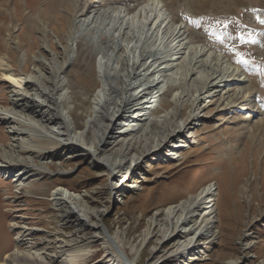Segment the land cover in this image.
I'll list each match as a JSON object with an SVG mask.
<instances>
[{"label": "rangeland", "instance_id": "rangeland-1", "mask_svg": "<svg viewBox=\"0 0 264 264\" xmlns=\"http://www.w3.org/2000/svg\"><path fill=\"white\" fill-rule=\"evenodd\" d=\"M43 1L0 0V62L3 58H8L7 62L15 81L23 78L34 80L45 78V81L51 83L55 70H50L53 71L50 74L48 68L36 59L39 58L49 64L55 57L56 66L62 67L67 57L66 52L70 53L71 58L67 57L68 62L64 68V75L62 74V79L68 82L63 92L64 94L72 92V90L68 91L71 85L76 97L92 99L102 87L106 75L104 73L113 72L111 70L117 66L115 61L120 62L119 71L122 68L121 62L125 59V56L122 57L123 53L110 52L109 46L105 41L103 42L105 36L113 39V31L109 29L110 21L106 20L104 23L99 21V25L102 23L100 27L90 32L82 23L73 24L76 11L72 3H69L68 10L62 9L51 14L48 11L50 5H45ZM243 1L241 3L246 10L242 11L238 6L235 8L233 6L231 9L233 18H225L211 11L203 5V2L195 4L192 13L196 11L201 15L200 19L193 22L192 28L197 30V35L201 37L196 36L191 47L206 46L207 49H214L212 53L221 51L232 57L234 64L239 67L261 68L264 64V25L256 22L254 18L259 15L257 6L263 0ZM114 8H108L109 13H114L116 10ZM118 10L116 14H119ZM178 13L186 21L190 18V14L185 16L183 9L176 11V14ZM105 24V28L109 30L104 28ZM255 27H260L261 30L258 32ZM133 32L136 35L140 34L137 29ZM239 34H245L249 40L253 38L252 42L244 43L247 49L244 48L234 55L231 50L236 45L239 46ZM76 35L80 36V42L86 37H91L87 35H92L98 41L92 43L96 54L92 61H88L87 55L83 53L85 48L80 50L79 45L77 47L72 45V39ZM160 37L161 39L158 37L156 41L162 46L164 37L162 35ZM115 41L118 43L119 40L115 39ZM144 42L141 40L139 43V48H143L137 49L139 53H136L137 57L143 49L148 48L149 51L152 49L153 52L158 50L157 46L143 45ZM73 46H75L74 50ZM140 50L141 52H138ZM22 52L27 55L24 62H21ZM81 59L83 61H80ZM183 69L184 71L181 72ZM183 69L179 71L184 75L186 71L185 68ZM1 70L0 68V109L19 113V119H23L20 123L21 126L23 125L22 128H25L24 121L30 119L35 125L39 123L42 127V120L39 117L31 115L23 106L20 108L13 106V100H19V93L36 97L35 89L33 90L32 87H23L24 90L15 89L11 85L12 81L8 80ZM123 70V68L120 70L122 74ZM176 70H171L172 74L173 72L177 74ZM166 73L170 75L171 72H162L155 77L159 79ZM45 84L44 87L50 86L48 83L46 86ZM124 86L120 83V87L124 88ZM249 86L250 83L247 84V88H250ZM202 87L204 86L201 82L195 78L191 82L184 81L181 87L185 94H182L183 98L177 100L167 96L156 103L157 110L151 112L154 119H164L163 117L170 113L173 116L168 118L169 121L185 125L186 128L182 136L176 137L170 143V149L146 155L143 162L138 161V157L142 149L146 148L145 140L152 137V133L157 134L160 131V123L154 127L147 124L143 132L130 135L126 133L129 130L126 126L129 123L127 120L130 113L128 111L123 113L121 109L116 127L127 134L122 140L129 142L134 138L136 141L141 135L145 136L141 138L143 144L140 143L138 148L136 147L128 158L126 157L130 170L119 184L112 180L108 167L97 164L99 157L84 152L80 147L79 152L74 154L71 153L69 146L54 147L46 160H42L39 154L32 156L26 152L20 153L18 149L12 147L13 137L9 133V128L17 129V126L12 121L10 124L0 122V155H2L0 158L5 155L10 160H8L10 164L21 165L20 167L24 169L27 161H32V165L45 168L46 171L41 178L30 180L31 186L23 187H17L11 178L8 179V176L0 174V262L18 247L20 241L16 239L21 230L29 228L40 231L33 237L37 249L57 257L60 256L57 253L58 245L54 243L57 239L71 238L78 242L76 247L90 242L86 247L90 258L78 264H128L126 253L133 261L132 264H264V138L258 130H250L252 125L264 120V89L261 88L258 96L253 97L255 106L262 105V114L254 116L253 113L241 109V106L223 112L222 109L231 102L220 99L219 96L207 99L200 107L194 95L196 98L197 92L199 96L198 92L205 88ZM190 88H192L191 94ZM196 88L200 89L195 90ZM138 89L142 91L144 88L138 85ZM208 91L209 87L202 93ZM188 92L192 96V102L187 107L181 103L188 99L186 98L189 96ZM123 95L125 96V93L120 97H124ZM40 96L36 97L37 100L46 98ZM23 104L20 102L18 105ZM42 115L52 117L48 111L43 112ZM248 116L251 124L249 128H245L249 124L246 121ZM173 129H176V126ZM75 132L80 135L82 130ZM28 136L29 133L19 138L27 141L30 138ZM122 149L121 145L110 147L99 159L107 158L112 162H119L123 159ZM115 175L121 177L123 174L115 173ZM210 184H215L217 189L215 201L217 221L212 233L199 238L200 232L195 231L192 235L194 247L188 248L185 258H175L173 256L175 251L180 246L185 247L186 243L185 239L178 238H173L167 243L161 236L168 205L182 204ZM57 188L70 189L69 195L81 196L85 200L84 203H90L88 207L92 213V220L83 227L87 233V242L82 240V235H76L78 230L76 223L66 222L61 218L62 214L57 211L51 200L52 191ZM31 189L34 191L31 192ZM156 219L160 223H156ZM94 225L98 227L93 229ZM111 238L120 245L121 251L116 250V252L122 258V262L107 263L105 246ZM22 249L25 250V247ZM130 253L135 256H130ZM54 264L68 263L56 258Z\"/></svg>", "mask_w": 264, "mask_h": 264}, {"label": "bare ground", "instance_id": "bare-ground-1", "mask_svg": "<svg viewBox=\"0 0 264 264\" xmlns=\"http://www.w3.org/2000/svg\"><path fill=\"white\" fill-rule=\"evenodd\" d=\"M241 1L243 0H129L128 2L123 0H44L43 3H45V5H50L48 11L51 14L62 9L68 10L70 6L69 3H72L76 11L75 16H73V24L77 23L76 25H78L82 23L83 27L87 28V30L89 29L90 32L100 27L106 20L110 21L111 27L109 29L113 31V39H108L106 36L103 37L105 34L101 36L103 37V42L105 41L109 46L108 50H110V52L114 54H124L122 57L125 56V59L121 62L124 70L123 74L120 72L122 68L118 71L120 62L117 61V63L115 61L117 66L114 70H111L113 72L104 73L106 75H103L105 80L102 87L93 95L92 99H88L87 97H76L73 86L71 85L68 91L72 90V92L67 94L63 92L68 82L62 79V74L65 72L64 68L68 62L67 57L69 56V58H71L70 53L68 54L66 52L67 57L62 67L56 66L57 60L55 57L49 64H46L39 58L36 59L37 62L44 64L48 68V71L55 70L51 83L47 80L46 82L45 78H38L35 80L32 78L18 79V81H15V79L13 80V73L7 62L8 58H3L0 62V68L2 69L1 71L6 74L3 73L7 79L12 81V84H9L19 90L23 87H32L33 90L35 89L38 96L41 95L42 97H46H44V100H37L39 98L37 94L36 97L38 98L19 93V100H13V106L19 108L23 106L31 115L39 117L42 120V127L41 125L39 126V123L35 125L32 119H30L24 121L25 128H22L23 125L21 126L20 123H22L21 121L23 119H19V113L15 114L0 109V122L10 124L12 121V123L17 126V129L13 127L9 128V133L13 137L12 147L18 149L20 153L26 152L32 156L39 154V157L43 158L42 160H46L52 148L54 149V147L57 146H69L72 154L78 153V148L80 147L84 152L92 154V156L96 158H100L110 147L121 145L123 146L121 150L123 159L119 162H112L107 158H97V164L99 166L103 165L108 167L111 172L112 180L119 184L130 170L128 167V156L130 153L132 154L136 147L138 148L140 143L143 144L141 141L143 139L141 138L145 136L141 135L139 138L140 141H134V138H132L127 142L126 140H122L124 139L123 137L127 135L126 133L130 135L141 133L145 130L147 124L153 125L154 127L160 123V131L157 132V134L152 133V137L145 140L146 148L142 149L138 157V161L140 160L141 162L144 161L146 155L170 149V143H172L176 137L182 136L184 133L186 128L185 125L176 124V122L168 120L169 117L173 116L170 115V113V116H164V119L160 120L154 119L151 113L157 110L156 103L164 99V97L169 96L180 100L182 94L185 95L184 89H181L184 81L191 82L195 78V80L201 82V85L205 88L209 87L207 93H202L205 89L202 87L204 89L198 92L200 95L197 96V92L196 98L194 95V99L198 102L200 107L206 103L207 99H214L219 96L221 97L220 99L231 102L222 109L223 112H229L233 108L241 106V109L243 108L245 111L253 113L254 116L262 114V105L259 107L255 106L253 97L258 96L261 88L264 89V64L261 65V68L257 69L254 67V69L243 68L235 65L232 57H229L221 51L212 53L214 49H207L206 46H204L205 48H201V46L191 47L193 46V39L198 36L197 30L195 31L192 28L193 22L200 19L201 15V13L196 11L192 13L195 4L203 2V5L205 7L207 6L211 11L213 10L215 13L221 14L225 18H233L231 15V13H233L231 10L233 6L234 8L238 6L242 11L246 10L243 8L244 6ZM111 7H115L114 9H116L112 14L108 11V8ZM180 9L185 10V16H189L190 14V18H188L187 21L184 20V17L180 16L179 13L176 14V11L179 12ZM117 10L119 14H116ZM257 13L259 15H257V18H254V20L256 22L264 20V0L260 1V4L257 6ZM238 17L240 18V16ZM45 18L44 15V19ZM99 21L102 22L100 25ZM105 26L106 24L104 28ZM134 29L139 30L140 34L136 35L133 32ZM254 29L258 32L261 30L260 27H255ZM160 34L164 37L162 46L160 44L158 45V41H156L158 37L161 39ZM77 35L72 39V45H76V47L79 45L78 47L80 50L85 48L86 52H84V49L83 53L87 55L86 58L88 61H92L93 57L96 55L94 44L92 43L95 42L96 39H94L92 35H87L91 37L82 38L83 40L80 42V36L78 37ZM198 37L201 36L199 35ZM115 39L119 40L118 43H116ZM251 39L249 40V37L245 34H239V46L236 45L233 47L231 50L232 53L235 55L240 50L244 48L247 49L244 43L248 41L249 43L252 42ZM141 40L145 41L143 45L150 44L154 47L157 46L158 50L154 49L155 51L153 52L152 49L150 51L147 50L148 48L143 49L142 52L141 50L138 51L141 52V54L137 57L136 53ZM155 41L156 44H154ZM9 42H11L10 39ZM96 43H98V41ZM74 47L75 46H73V50ZM129 48L130 50H128ZM84 56L82 58H84ZM26 57V53L22 52L21 62H24ZM117 58L121 59V57ZM80 61H83V59ZM183 68H185L186 71L184 75L181 73L184 71ZM179 69L183 70L180 72ZM171 70H176L178 72H176L177 74L173 72V74H175L173 75ZM162 72H171V76L166 73L167 75L165 74L163 77L161 76L157 79L155 76ZM51 73H53V71H50V74ZM40 80L42 81L40 82ZM114 81L117 82L115 83ZM47 83L50 84V86L44 87V84L46 86ZM120 83L125 85L124 88H122L123 85L120 87ZM248 83H250V88H247ZM164 84L165 86H163ZM138 85L140 88L144 89L140 91ZM255 88L256 90L253 91ZM135 89L138 90L135 91ZM191 89L192 88L189 89L190 94ZM198 89L200 88H196L195 90ZM180 90L183 91L180 92ZM124 93L125 96L123 95L124 97H120ZM190 94L188 92L189 96L186 97L188 99H185L186 102L183 100L184 104L181 103L182 105L188 107L192 102V96ZM117 99H119V101H117ZM20 102L24 104L21 106L18 105ZM121 109H123V113L127 111L130 113L127 120L129 123L126 126L129 130H127L126 133L120 131V128L116 127L118 126L117 118L120 117ZM46 111L50 112L52 117H44L42 113ZM137 112L138 114H136ZM249 118L250 116L246 118L249 124L246 125L245 128L250 127L251 122ZM121 123L123 124V122ZM175 126L176 129H173ZM77 130H82V133L78 135L75 132ZM250 130H258L264 138V120L258 124L252 125ZM95 131H98L97 134H95ZM28 133V137H30L29 140L22 141L19 138ZM108 143L110 144L107 145ZM1 156L2 155H0V157ZM8 160V157L5 155L0 158V174L8 176V179L11 178L17 187L31 186L30 180L33 181L39 177L41 178L46 172L45 168L36 167L34 164L32 165V161H27V166L24 169L20 167L21 165L17 166L10 164V160ZM115 173H122L123 175L119 177L115 175ZM215 186V184H210L204 187L194 197L182 204L171 203L168 205L169 207L167 208L162 223L163 228L161 230V236L167 243L172 241L171 239L173 238L185 239L186 243L185 247L180 246L175 251V254H173L175 258H185L188 254V248L194 247L192 235L195 231L200 232L199 238L209 236V234L212 233L213 227L217 221L215 209L217 189ZM64 189L57 188L53 190L51 200L54 202L57 211L62 214L61 218L66 222L76 223L78 229L76 235H82V240L87 242V233L84 231L83 227L87 226V222L92 220V213H90V208L88 207L90 203L87 201V203H84L85 200L81 196L69 195V193L71 194V190ZM30 191L33 192L34 190L31 189ZM158 222V219H156V223ZM97 227L98 226L94 225L92 228L96 229ZM39 232V230L23 228L16 239L20 241L18 247L8 253L0 264H54L56 258L64 263L78 264L90 258L88 257V249H86L87 245H90V242L76 247L78 242L76 243L75 240L71 238L62 240L57 239V241L54 242L58 245L57 249H59V251H57V253L60 254L59 257L39 251L35 243L36 240L33 238L34 235ZM81 242L82 241H79V243ZM22 247H25V250L22 249ZM105 249L107 251V263L122 262V258L116 252V250L121 251L117 241L111 238L110 241L106 243ZM124 252L126 253V251ZM130 256L135 255H131L130 253ZM126 257L128 264H132L133 261L130 259L128 253H126Z\"/></svg>", "mask_w": 264, "mask_h": 264}, {"label": "snow or ice", "instance_id": "snow-or-ice-1", "mask_svg": "<svg viewBox=\"0 0 264 264\" xmlns=\"http://www.w3.org/2000/svg\"><path fill=\"white\" fill-rule=\"evenodd\" d=\"M260 23L264 24V20L260 21Z\"/></svg>", "mask_w": 264, "mask_h": 264}]
</instances>
